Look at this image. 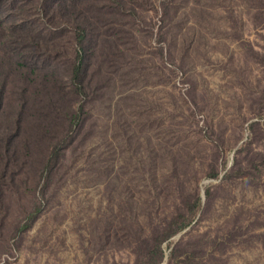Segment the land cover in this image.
Masks as SVG:
<instances>
[{
  "label": "rangeland",
  "instance_id": "1",
  "mask_svg": "<svg viewBox=\"0 0 264 264\" xmlns=\"http://www.w3.org/2000/svg\"><path fill=\"white\" fill-rule=\"evenodd\" d=\"M121 1L75 3L81 88L76 23L47 26L65 52L20 60L6 47L29 29L0 16V63L26 64L0 112L9 132L21 118L0 264H264V0Z\"/></svg>",
  "mask_w": 264,
  "mask_h": 264
},
{
  "label": "trees",
  "instance_id": "2",
  "mask_svg": "<svg viewBox=\"0 0 264 264\" xmlns=\"http://www.w3.org/2000/svg\"><path fill=\"white\" fill-rule=\"evenodd\" d=\"M77 0H38V3L36 6L32 9H30V14L25 15L23 11L16 8V4H18V0H0V16L2 15L5 18H10V16L18 15L20 18V22L24 23H18L19 25L14 26L13 28L19 29L20 27H26L29 29L28 32L21 33L20 35L16 34V31H13L12 37V43L10 46L6 47V50L10 51L11 53L16 52L17 58H20V60H26V57L29 54H32L33 57H44L46 54H52L54 52H65V48L58 46L54 40H50L45 37V32L47 30H51L52 27H48V24L56 18H63L66 20H72V22L76 23V32L74 36V43H70L68 45V48L72 46V51L74 52L75 59L74 62L70 64V75L69 80L71 82V85H77L78 88H81V79L79 78L80 72L83 69V60L82 58L85 56V67L86 63L88 61V54L91 52L88 50V47L83 45L84 40V34H85V40L89 38L90 40V34H92L93 31H88L86 28L85 30L82 29L81 25L78 24V16L80 14L77 12V6L75 5ZM114 5L118 6L120 8L121 13H126L127 10L123 8V3L121 0H110ZM131 11V10H129ZM74 12H77V15H74ZM34 17L36 21L31 20ZM39 21H43L42 23H46L44 27L41 29H36L35 23ZM27 22V25L25 24ZM117 23V22H116ZM68 24V23H64ZM122 24V23H121ZM62 27V26H61ZM55 31H58L60 29V26L53 27ZM30 44L28 46H23L24 44ZM34 45V46H33ZM24 50V53L22 51ZM4 51V49H2ZM85 51V53H84ZM1 52V49H0ZM1 54V53H0ZM7 69L4 67V63H0V77H2V80H0V112L3 110L6 104V91L7 86L9 82V78L13 76L15 73H18L19 70L22 71V67H26L24 65L26 64H19L12 63L10 58L6 59ZM22 66L20 69L16 70L15 67ZM60 82L62 84H56V87L58 91H65V87H67V80H65L63 77L60 78ZM13 82L11 81V84ZM20 117L14 122L16 131L15 132H9V127L1 128L0 129V200L4 193V185H5V178L8 169L10 168V163L12 160L16 161L18 160V149L17 145H15L14 140L18 137V131L21 127V121ZM38 141H33L35 146H37ZM27 144V143H26ZM25 145V149L29 150V146ZM48 153L46 154V157L44 161H42V167L47 172V170L50 168V164L53 160L52 153H57L56 145H52L49 143L46 146ZM39 213V210L35 211L33 214L29 216V219L34 218ZM177 233V232H176ZM172 234L173 237L175 234ZM170 236V237H171Z\"/></svg>",
  "mask_w": 264,
  "mask_h": 264
}]
</instances>
